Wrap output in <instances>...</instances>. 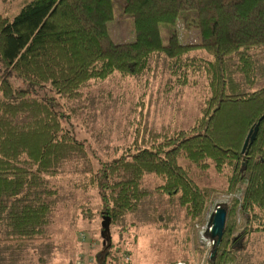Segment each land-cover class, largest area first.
Returning a JSON list of instances; mask_svg holds the SVG:
<instances>
[{
	"label": "trees",
	"instance_id": "1",
	"mask_svg": "<svg viewBox=\"0 0 264 264\" xmlns=\"http://www.w3.org/2000/svg\"><path fill=\"white\" fill-rule=\"evenodd\" d=\"M116 14L128 19V39L110 35ZM176 24L196 39L179 41ZM263 50L264 0H27L11 17L0 14V264L22 243L50 239L46 225L57 201L51 180L64 174L96 188L97 212L118 233L150 196L144 174L194 219L209 188L181 159L223 177V228L204 264H224L240 236L264 230ZM157 59L175 85L203 78L198 115L185 128L148 131L139 142L135 135L93 167L59 98L76 101L91 81L113 74L139 77Z\"/></svg>",
	"mask_w": 264,
	"mask_h": 264
},
{
	"label": "rangeland",
	"instance_id": "2",
	"mask_svg": "<svg viewBox=\"0 0 264 264\" xmlns=\"http://www.w3.org/2000/svg\"><path fill=\"white\" fill-rule=\"evenodd\" d=\"M25 1L0 0V14L11 17ZM108 27L115 40L130 37L126 17L116 14ZM176 32L181 42L196 39L193 30L179 24ZM195 53L203 55L202 51ZM259 53L261 59L264 50ZM12 81L16 86L21 85L18 80ZM203 82L200 77L194 85H175L157 59L139 77L113 74L101 81H91L76 101L66 102L63 98L58 101L72 116L74 132L85 139L96 167L97 159L115 156L135 135L139 142L148 137V131L189 126L198 115L205 93ZM180 162L188 166L195 182L209 188L208 199L194 219L183 215L173 197L169 200L165 194L154 191L159 180L152 174H144L142 186L151 190L150 196L136 212L125 216V228L118 233V228L107 226L105 218L97 212L96 188L79 187L76 181L84 182L81 175L64 174L51 180L55 183L57 201L46 225L50 239L22 243V249L18 253L14 251L11 258L6 255L2 264H173L176 261L204 264L208 256L203 244L198 242L195 225L204 221L207 207L213 204L222 207L228 194L223 191V177L211 166L200 169L182 159ZM235 221L239 230L242 225L239 215ZM238 241L234 246L236 252L227 254L224 264H264V230L250 231Z\"/></svg>",
	"mask_w": 264,
	"mask_h": 264
},
{
	"label": "water",
	"instance_id": "3",
	"mask_svg": "<svg viewBox=\"0 0 264 264\" xmlns=\"http://www.w3.org/2000/svg\"><path fill=\"white\" fill-rule=\"evenodd\" d=\"M256 130V124L251 128H249L244 136V139L242 141L240 150L242 151L248 141H251V139L254 136ZM225 218V211L222 207H216L215 210L210 215V231L209 236L214 238V245H216L219 241V238L221 236L223 223Z\"/></svg>",
	"mask_w": 264,
	"mask_h": 264
},
{
	"label": "built area",
	"instance_id": "4",
	"mask_svg": "<svg viewBox=\"0 0 264 264\" xmlns=\"http://www.w3.org/2000/svg\"><path fill=\"white\" fill-rule=\"evenodd\" d=\"M216 207H219L217 204H213L212 206H209V211L205 214L204 221L196 226V234L198 237V242L203 244L204 252H206V256H209L211 248L214 245V238L209 236L210 231V215L215 210ZM206 208V209H207ZM173 264H185L183 261H176ZM199 264V263H198Z\"/></svg>",
	"mask_w": 264,
	"mask_h": 264
}]
</instances>
